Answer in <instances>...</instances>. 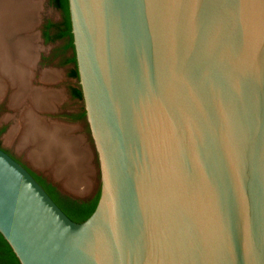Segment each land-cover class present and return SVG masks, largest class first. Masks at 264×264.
<instances>
[{
    "label": "water",
    "instance_id": "water-1",
    "mask_svg": "<svg viewBox=\"0 0 264 264\" xmlns=\"http://www.w3.org/2000/svg\"><path fill=\"white\" fill-rule=\"evenodd\" d=\"M99 192L82 223L0 149L19 264H264V0H68Z\"/></svg>",
    "mask_w": 264,
    "mask_h": 264
},
{
    "label": "rangeland",
    "instance_id": "rangeland-1",
    "mask_svg": "<svg viewBox=\"0 0 264 264\" xmlns=\"http://www.w3.org/2000/svg\"><path fill=\"white\" fill-rule=\"evenodd\" d=\"M0 8V17L3 20L0 21V30L1 32L5 31L7 34L6 35L5 32L1 34L5 40L6 45L11 46L12 42L14 43V40L16 41L18 40V38L21 40H29L33 45H35L34 47L36 48V50L34 53L35 57L32 68L33 75L30 85L35 89L45 86L41 82V75L43 73L50 72L55 73L58 76V79L56 81L46 84L45 87H47V89L51 90L52 92L60 93L63 97L61 100H59V102H56L58 105H56V103L54 102L56 108L55 110L43 112L40 114V117L43 118L45 122L51 124L55 123L71 130V137L73 139L79 140L82 143L83 147L88 150L91 162V174L88 177V179L90 180V182L88 181L90 184L89 190L85 189L83 185L78 187L77 192H72L65 189L62 186V181L55 180L54 177H52L53 168L51 166L41 168L40 166H37L29 161L27 154L25 153L26 150H21L18 147V134L16 135L17 137H14L13 135L11 136V138L8 137L9 133L12 132L13 129L17 128L18 130V127L21 124L20 119L23 118V115L28 111H31V113L33 114V109L35 108H32L33 105H31L32 103L31 101H29V97L27 98V96H23L21 98V104L19 106H16L14 108L11 107L10 103L13 98L12 96H14L18 91L17 87L14 85V81L13 83H10L11 81L6 77H0L1 88L4 89H2L1 94H3L0 97V106L4 105V110L0 109V128H5V131L0 136V145L5 150H9L17 158L22 159L23 163H25L34 171L39 173L40 171H45L48 177L50 176L51 180L57 185V187L64 191V193L70 195L73 198L84 200L88 197L89 193L94 187L96 170L85 121L84 119L78 118V116L82 112L80 100L74 99L70 95L71 89L78 88L77 79L71 78L69 76L70 70L71 68H73V65L64 64V61L68 57H71L72 51L65 48V39L46 42L43 37V33L45 32V26L47 23H51L56 27L61 24L62 13L60 10L51 6L48 0H0ZM16 17H18V19ZM13 20H17L18 25L12 26L11 23ZM6 23H9V26L5 27L4 25H6ZM54 33L55 29L49 30V34L51 35V37H53ZM11 50L13 51V49ZM12 89L14 90V92L12 91ZM29 108H31V110H29ZM35 110L38 111V109ZM66 114L71 117H75V119L69 121L64 119L63 116H65ZM17 130L15 131V133L18 132Z\"/></svg>",
    "mask_w": 264,
    "mask_h": 264
},
{
    "label": "bare ground",
    "instance_id": "bare-ground-1",
    "mask_svg": "<svg viewBox=\"0 0 264 264\" xmlns=\"http://www.w3.org/2000/svg\"><path fill=\"white\" fill-rule=\"evenodd\" d=\"M16 18L18 19V17ZM11 24L12 26L18 25V21L13 20ZM4 26H9V23ZM4 32L0 30V77H6L11 81L10 83L14 81L18 91L15 90L17 93L12 96L11 107L17 106L21 103V98L27 96L32 103L31 105H33L32 108L38 109V111H51L54 108V102H59L63 96L60 93L48 90L45 86L56 81L58 76L55 73H43L41 82L45 86L38 89L33 88L30 83L33 75L35 45L29 40L19 38L16 41L14 40L11 46L6 45L1 35ZM2 89L0 84V97L3 94H1ZM12 91L14 92L13 89ZM56 105L58 104L56 103ZM16 130L14 129L8 136L14 135ZM17 131L21 133L20 143L22 147L27 143L33 146L27 154L30 162L41 168L51 166L53 168L52 177L55 180L62 181V186L67 190L77 192L78 187L81 185L85 189H89L90 180L88 177L91 174L89 152L86 148L80 146L79 140L73 139L69 134L68 136L63 127L56 126L53 123L47 125L36 114L28 111L23 115L21 127Z\"/></svg>",
    "mask_w": 264,
    "mask_h": 264
},
{
    "label": "trees",
    "instance_id": "trees-1",
    "mask_svg": "<svg viewBox=\"0 0 264 264\" xmlns=\"http://www.w3.org/2000/svg\"><path fill=\"white\" fill-rule=\"evenodd\" d=\"M50 5L60 10L62 13V22L59 28V32L53 37L49 35V30L55 28L51 23H47L45 26V32L43 37L46 42L57 41L61 39L66 40V49L72 51V56L69 57L68 63L73 65L69 76L71 78L78 79V72L76 68L75 56L73 52V40L71 35V24L68 11V0H48ZM58 28V27H57ZM71 96L74 99L82 100V94L79 89H73ZM84 117V115L82 116ZM35 181L43 188L46 194L54 202V204L62 211V213L74 223L84 222L94 211L99 194L97 197L88 203H81L71 201L67 198L62 197L54 187L48 184L45 180L39 177H33ZM0 264H19L18 260L14 256L13 252L9 248L8 244L0 235Z\"/></svg>",
    "mask_w": 264,
    "mask_h": 264
},
{
    "label": "flooded vegetation",
    "instance_id": "flooded-vegetation-1",
    "mask_svg": "<svg viewBox=\"0 0 264 264\" xmlns=\"http://www.w3.org/2000/svg\"><path fill=\"white\" fill-rule=\"evenodd\" d=\"M49 2V1H48ZM55 8V7H54ZM61 25V24H60ZM60 25L58 26V28L57 27H55V28H53V29H55V33H54V35L56 34V33H58L59 32V28H60ZM50 35V34H49ZM53 35V36H54ZM51 36V35H50ZM62 40V39H61ZM72 56V55H71ZM68 60H69V57L64 61V64L65 65H69V63H68ZM47 88V87H46ZM75 89H78V88H75ZM73 89H71V91H72ZM51 91V90H50ZM71 91H70V95H71ZM73 98V97H72ZM78 100V99H77ZM81 101V100H80ZM21 103H19L17 106H19ZM14 107H16V105L14 106ZM13 107V108H14ZM0 109H2V110H4V105H1L0 106ZM56 108H55V105H54V108L53 109H51V111H53V110H55ZM5 110H6V108H5ZM34 111H33V113L34 114H36L37 116H38V118L40 119V120H42L44 123H46L47 125H49V124H51V123H47V122H45L44 121V119L43 118H41L40 117V114L41 113H43V112H46V110H39V111H35V109H33ZM24 111V110H23ZM47 111H49V110H47ZM84 115V117H82ZM64 117V119H66V120H74L75 119V117H71V116H69V115H65V116H63ZM78 118L79 119H84L85 118V112L83 111V112H81V114L78 116ZM20 122L22 123V118L20 119ZM54 125H55V123H53ZM56 126H60V125H57L56 124ZM21 127V124H20V126L18 127V128H20ZM60 127H62V126H60ZM15 129H17V128H15ZM63 129H65L66 131V134L68 135H70V131H69V129H67V128H65V127H63ZM14 130V129H13ZM5 131V128H0V136H1V134H3V132ZM20 132V131H19ZM19 132H17V133H15V135H13L14 137H17L18 136V143H19V148L21 149V150H26L25 151V153L26 154H28V151H29V149H31L33 146L31 145V144H29V143H27L24 147H22L21 146V143H20V133ZM11 133H9V135H10ZM18 134V135H17ZM17 135V136H16ZM68 135V136H69ZM71 136V135H70ZM9 138H11V136H8ZM80 146L81 147H83V145H82V143L80 142ZM85 148V147H84ZM0 149L4 152V153H6L9 157H11L14 161H16L17 163H19L32 177H39V178H42L43 180H45L48 184H50L52 187H54L55 188V190L62 196V197H64V198H67V199H69V200H71V201H75V202H78L79 204H81V203H88V202H91V201H93L96 197H97V195L99 194V192H97L96 194H94L91 198H88V199H84V200H79V199H76V198H73V197H71L70 195H68V194H66V193H64V191H62L59 187H57V185L51 180V178H50V176L48 177V175L45 173V171H40V173L39 172H36V171H34L33 169H31L29 166H27L25 163H23V161H22V159H20V158H17L16 156H14L9 150H5L1 145H0ZM28 150V151H27ZM27 157H28V155H27ZM90 164H91V162H90ZM41 170V169H40ZM49 170V169H48ZM89 190V189H88Z\"/></svg>",
    "mask_w": 264,
    "mask_h": 264
}]
</instances>
